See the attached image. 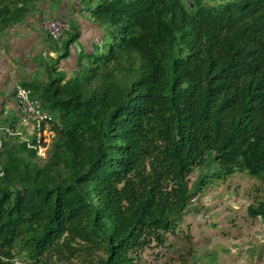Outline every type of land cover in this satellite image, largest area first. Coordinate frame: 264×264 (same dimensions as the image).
I'll return each mask as SVG.
<instances>
[{"label": "trees", "instance_id": "trees-1", "mask_svg": "<svg viewBox=\"0 0 264 264\" xmlns=\"http://www.w3.org/2000/svg\"><path fill=\"white\" fill-rule=\"evenodd\" d=\"M43 1L0 0V33ZM84 9L109 28V49L95 44L72 76L50 65L45 82L25 86L54 137L44 159L4 139L0 264H140L204 189L206 174L188 185L194 168L264 182V0ZM247 214L264 221V202Z\"/></svg>", "mask_w": 264, "mask_h": 264}, {"label": "rangeland", "instance_id": "rangeland-1", "mask_svg": "<svg viewBox=\"0 0 264 264\" xmlns=\"http://www.w3.org/2000/svg\"><path fill=\"white\" fill-rule=\"evenodd\" d=\"M100 1L80 0V8ZM43 17L50 18V13ZM101 28L104 34L96 44L99 54H106L109 28ZM58 42L63 44L62 39ZM74 48H79L77 42ZM68 72V77L73 75V71ZM214 165L209 170H192L189 187L206 174L209 178L204 189L188 205L174 233L166 235L163 245L153 243L139 253L140 264H264V221L247 214L249 206L264 202V182L245 173L213 179L219 167Z\"/></svg>", "mask_w": 264, "mask_h": 264}, {"label": "crops", "instance_id": "crops-1", "mask_svg": "<svg viewBox=\"0 0 264 264\" xmlns=\"http://www.w3.org/2000/svg\"><path fill=\"white\" fill-rule=\"evenodd\" d=\"M79 1L40 2L24 20L0 33V127H6L14 120L18 123L15 85L27 88L24 84L45 82L46 69L50 65H55V68L68 78V69H71L68 72L71 73L77 68L79 55L83 52H92L93 46L101 41L104 34L102 28L92 20L84 8H80ZM44 13H50V18L44 19ZM51 19H62L67 25L61 38L63 44L52 41L41 26L43 20ZM76 31L78 39L75 42L79 48L76 50L73 42L68 48L69 56L59 60L65 52V37L68 33ZM31 130L28 126L23 128L22 132L27 135Z\"/></svg>", "mask_w": 264, "mask_h": 264}, {"label": "built area", "instance_id": "built-area-1", "mask_svg": "<svg viewBox=\"0 0 264 264\" xmlns=\"http://www.w3.org/2000/svg\"><path fill=\"white\" fill-rule=\"evenodd\" d=\"M42 28L47 32L49 38L58 42L61 40L67 25L60 19L44 20L41 22ZM15 98L18 105L19 120L16 127H0V153L3 151L5 138L19 137L27 143L29 148L34 149L40 159L47 156L50 143L54 137L53 124L51 116L42 109L41 104L32 98L30 89L20 85H15ZM31 127V132L24 135L22 129ZM33 138L34 143H31ZM0 176L2 172L0 171ZM16 264H22L16 262Z\"/></svg>", "mask_w": 264, "mask_h": 264}]
</instances>
